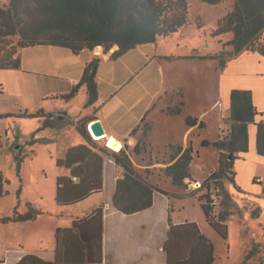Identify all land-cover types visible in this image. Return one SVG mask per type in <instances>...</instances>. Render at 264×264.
<instances>
[{
  "label": "rangeland",
  "instance_id": "obj_1",
  "mask_svg": "<svg viewBox=\"0 0 264 264\" xmlns=\"http://www.w3.org/2000/svg\"><path fill=\"white\" fill-rule=\"evenodd\" d=\"M9 1L0 0V7H6ZM233 4L234 0H224L216 5L188 0L187 23L182 29L168 37L158 38L156 43L136 47L114 66L121 67L118 69L122 70H118L115 77L117 81L125 79V87L111 105L117 104L116 108L127 109L141 104L147 106L150 102V105L158 108L163 104L164 97L152 100L153 90L172 88L178 100L180 115L204 123L201 129L195 126L189 136L194 152L190 172L194 179L201 182L207 178L210 166L218 163L213 142L218 134L221 116L227 113V88L231 83L253 84L250 72L242 74L244 70H237L236 65L223 73L218 60L201 59V56L221 51L223 46L220 40L226 41L231 37L230 34L213 36L212 33ZM112 50L104 53L102 48L105 56ZM92 52L104 55L97 53L96 49ZM65 53L70 52L47 45H35L21 51L20 68L0 69V114H10L7 117L0 116V172L6 192L0 197V218L12 216L15 210L21 213L32 209L39 211L33 220L0 222V256L8 247L47 249L50 246L54 249L56 229L65 226L73 210L79 209L75 210V206L71 205L59 206L55 202L56 178L67 173L65 168L57 165V146L59 149L60 143L52 141L60 132L52 131L46 124V117L20 116L25 113L41 115L52 110V84L56 82V67L61 64L65 69L71 66L67 62H72V57H77L75 60L84 59L87 54L85 51L80 56L70 53L71 57L68 58ZM112 65L103 70L101 79L107 81L111 78ZM242 66L245 67V63ZM83 99L81 95L77 102L80 104ZM63 103L62 100L58 101L59 105ZM77 106L75 101L70 107L75 110ZM149 116L152 113L145 119ZM156 118L162 123L161 114H157ZM204 140L210 144L204 145ZM23 141H28V144H21ZM103 143L100 140L96 145L104 147ZM17 144L22 145L23 161L20 166L14 150ZM105 147L109 152L119 150L110 146L108 140ZM239 158L236 184L241 192L234 188L232 182L223 179L232 211L227 221V239L213 230L205 218L201 208L204 200L200 201L207 193L205 187L200 189L197 182L191 183L190 191H194L195 195L186 194L172 200V216L180 220L193 218L212 241L216 255L213 264H264V191L262 185L258 187L252 184L254 173L264 176V160L253 149L244 156V160L240 155ZM135 159L141 162L137 157ZM158 166L164 167L165 164L160 163ZM161 178L165 188L173 191L166 175ZM96 197L99 196L87 198L84 207L93 205ZM220 197L222 199L223 194ZM221 199H218L214 213L223 209ZM251 251L253 256L247 259Z\"/></svg>",
  "mask_w": 264,
  "mask_h": 264
},
{
  "label": "trees",
  "instance_id": "obj_2",
  "mask_svg": "<svg viewBox=\"0 0 264 264\" xmlns=\"http://www.w3.org/2000/svg\"><path fill=\"white\" fill-rule=\"evenodd\" d=\"M216 5L224 0H201ZM188 0H10L6 7H0V69H18L21 65L22 50L35 45L57 46L78 54L84 49L93 51L101 46L104 53L114 47L111 59L143 44L156 43L182 29L187 23ZM213 36L230 34L231 37L220 42L222 50L203 59H215L219 68L224 69L228 60L242 52H254L264 56V0H234L232 9L219 20ZM17 38L16 41L13 39ZM102 61L101 55H95L85 67L77 87L87 85L91 105L98 99L96 74ZM75 92V89L73 90ZM229 136L213 142L219 150V165L205 180L219 179L216 184L223 194V209L214 213L215 204L210 198V186L206 183L207 193L200 198L201 208L209 225L223 239L228 237L227 221L232 213L229 194L225 191L223 179L232 182L241 192L235 181V161L239 155L249 149V125L257 126L256 151L264 156V113L254 104L252 92L246 89H233L230 94ZM6 113L4 116H9ZM28 117H46V124L53 125V113L21 114ZM262 119L256 122V118ZM194 125L196 119H186ZM88 119L80 121L77 129L84 138V144L68 150L64 158L57 160L70 176L56 178L55 202L58 205H70L103 190L104 155L114 158L116 164L125 169V175L116 182L113 204L127 215L140 212L152 206L154 191H160L171 197L170 193L157 185H152L138 173L127 149L110 151L105 147V139H94L86 128ZM200 127L204 123L199 124ZM134 132V131H133ZM102 140L104 147L96 144ZM209 142L203 141L206 145ZM22 145L15 151L18 166L23 161ZM134 152L139 153L137 147ZM176 161L167 167L174 184L187 188L186 178L194 180L190 172L193 159L192 147L175 148ZM4 178L0 172V197ZM255 182V180H254ZM192 195L195 192H190ZM39 212L32 209L21 213L18 210L10 217L0 218V222L33 220ZM169 207V228L164 250L167 261L164 264H213L216 258L212 241L202 232L195 221L173 223ZM103 208L94 210L90 215L78 218L68 228L58 227L55 232V258L45 260L35 254H25L18 264H94L103 260ZM253 252L247 256L252 258Z\"/></svg>",
  "mask_w": 264,
  "mask_h": 264
},
{
  "label": "crops",
  "instance_id": "obj_3",
  "mask_svg": "<svg viewBox=\"0 0 264 264\" xmlns=\"http://www.w3.org/2000/svg\"><path fill=\"white\" fill-rule=\"evenodd\" d=\"M49 47L67 50L74 56H78L82 51L87 52L84 59L81 58L82 60H75L77 57H72L74 58L72 62H67V64L71 66L65 69L61 64L56 67L58 70L55 72L56 82L52 84V110H48L44 113H53L54 117L52 119H54V122L50 128H52V131L57 130V132H60L59 136L52 138V141H56L57 144L60 143L59 149L57 146V150L59 151L58 159L64 158L70 148L85 143L84 138L77 129V124L80 121L88 119L86 123L87 128V125L91 121L99 119L105 128L106 134L122 142L121 148L127 149L126 151L130 155L138 173L145 177L150 184L157 185L170 193H178L179 196H185L186 194L192 195L190 192L194 191H190L192 190L190 188L191 183L201 181L194 179L192 176L194 180L189 178L184 180V183L187 184V188L179 187L174 184L171 175L167 173L166 169L168 166L172 165L180 155L177 154L175 158H172V155H175V148L178 146L183 147V149L190 146L192 147V142L189 138L193 133L192 129L195 126L199 129L204 126H199L201 122L190 125L187 123L185 116L180 115V112H178V100L175 98L174 89H164L162 87V89L153 90L152 100L162 99V97H164L163 104L158 108H156L155 105H150V102L147 106L141 104L127 109L116 108L117 104L111 105L112 100L120 96L122 89L125 87V79L117 81L115 77L116 73L119 72L118 70H122L118 69L121 67L115 68L114 66L128 52L135 48L116 59H111V54L115 51L116 47H114L108 56L102 55V61L96 74L98 99L93 104L88 105L89 93L87 85L84 84L77 88L76 86L81 80L85 67L96 54L87 49L75 54L66 48L53 45ZM70 53H65V55L70 58ZM190 58L199 57L191 56ZM244 63L245 67L242 66ZM111 64H113L111 78L105 81V79L100 78V75L103 74V70L109 68ZM233 65H236L239 71L244 70L242 74H245V71L250 72V80L253 84L241 82L240 84L234 85L231 83L227 88L229 92L227 113L225 112V114L221 116L218 134L214 141L223 134L226 136L229 135L228 132L231 128L229 119L231 110L230 94L233 89L250 90L258 111L264 113V56L254 52H242L228 60L225 68L221 69V71L226 73ZM74 89L75 92H73ZM81 95L84 96V99L79 104L77 101ZM61 100L64 101L63 105L58 104V101ZM75 101L76 105H78V109L74 110L70 106ZM152 109L154 111H152ZM150 113H152V116L145 119ZM157 114L162 115V123L157 120ZM2 115H5V112L0 114V116ZM261 119L262 117L258 116L256 122H259ZM256 132V124H250L249 149L246 153L240 154L242 160H244V156L248 154L250 149H253L257 156L264 160V156L259 155L256 151ZM103 139H105L103 141L106 143L107 138L104 137ZM128 139L131 140L132 144L127 142ZM31 141L33 142V140ZM25 143L28 144V141H23L21 144ZM20 146V144H17L14 150H18ZM135 147L139 149V153L134 152ZM213 148L218 156V163L210 166L209 174L215 171L219 165V150L214 147V145ZM135 157L140 159L141 162L137 161ZM239 160L241 159L239 158L235 161V181L236 169L239 168ZM160 163H164L165 166H158ZM62 175L70 176L69 170H67L66 174ZM124 175V167L116 164L112 156L104 155L103 190L100 193H95L88 197L91 198L95 195L99 196L96 197V202L93 205H86L87 207H84V202L87 200L86 198L82 202L70 204L71 206H75V210L79 208L78 211L73 210L65 226L58 227L68 228L72 225L74 220L88 216L94 210L102 207L104 214L103 260L100 263L94 264H164L167 261L164 243L167 239V231L169 228V207L170 203L173 205L172 200L174 197L170 198L160 191H154L151 207L130 215L122 213L114 206L113 197L116 190V182L118 179L123 178ZM162 175H166L174 189L173 191L165 188L162 183ZM255 176L258 175L255 173L253 174L252 184L258 187L262 185L264 191V182H254ZM172 213L171 220L173 223H184L185 221L194 220L193 218L189 220L175 219ZM28 253L35 254L49 261L55 258V248L53 249L50 246H48L47 249L43 247H8L5 248L3 255L0 256V264H18L19 260Z\"/></svg>",
  "mask_w": 264,
  "mask_h": 264
},
{
  "label": "built area",
  "instance_id": "obj_4",
  "mask_svg": "<svg viewBox=\"0 0 264 264\" xmlns=\"http://www.w3.org/2000/svg\"><path fill=\"white\" fill-rule=\"evenodd\" d=\"M90 124H91V123H89L88 131H89L90 135H91L94 139H97V138H96L97 136L94 135V133H93L92 130L90 129ZM230 131H231V128L229 129V132H228L229 134H230ZM225 137H227V136L224 135V134L221 136V138H225ZM127 142H128L129 144H132L130 139H128ZM116 151H118V150H116ZM211 173H212V172H211ZM211 173H210V174H211ZM210 174H209V175H210ZM205 180H206V179H205ZM205 180H204L203 182H197V184H198V188H200V189L204 188V187H205V184L207 183V184L210 186V189H209V192H210V198L212 199L213 204L216 205L217 202H218V199H219V200L221 199V197H220V188H219V186L216 184V181H218L219 179H217V178H211V179L207 180L206 183H204ZM254 180H255L257 183H262V182H264V177H262V176H255V177H254Z\"/></svg>",
  "mask_w": 264,
  "mask_h": 264
},
{
  "label": "water",
  "instance_id": "obj_5",
  "mask_svg": "<svg viewBox=\"0 0 264 264\" xmlns=\"http://www.w3.org/2000/svg\"><path fill=\"white\" fill-rule=\"evenodd\" d=\"M96 48H101L102 49L101 46H98ZM104 55H106V54H104ZM90 123H91L90 124V129L92 130L94 135L102 136V135L106 134L105 128H104L102 122L99 119H95V120L91 121ZM88 128H89V124L87 125V130H88Z\"/></svg>",
  "mask_w": 264,
  "mask_h": 264
},
{
  "label": "bare ground",
  "instance_id": "obj_6",
  "mask_svg": "<svg viewBox=\"0 0 264 264\" xmlns=\"http://www.w3.org/2000/svg\"><path fill=\"white\" fill-rule=\"evenodd\" d=\"M96 52H97V53H98V52L102 53V49H101V48H96ZM104 137L107 138V140H108V144H109L110 146L117 147L119 150L121 149V147H122V142H121L120 140L114 138V137H111V136H108L107 134H104V135H102V136H97L96 138H97V139H102V138H104ZM195 185L197 186V184H195Z\"/></svg>",
  "mask_w": 264,
  "mask_h": 264
}]
</instances>
